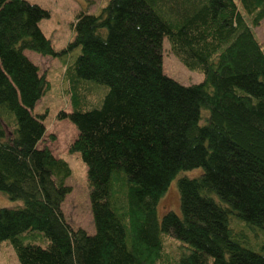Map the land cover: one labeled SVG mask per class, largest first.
I'll list each match as a JSON object with an SVG mask.
<instances>
[{
    "label": "trees",
    "instance_id": "16d2710c",
    "mask_svg": "<svg viewBox=\"0 0 264 264\" xmlns=\"http://www.w3.org/2000/svg\"><path fill=\"white\" fill-rule=\"evenodd\" d=\"M47 17L0 0V193L22 203L0 208V243L19 264H264V45L250 26L264 0H108L77 15L72 110L57 118L77 130L69 152L86 166L92 235L64 217L71 171L39 147L45 126L32 114L47 83L24 52L58 56L39 27ZM164 38L201 83L163 73ZM79 80L107 88L99 108H85ZM199 169L177 179L180 215L159 221L169 183ZM162 235L188 252L172 259Z\"/></svg>",
    "mask_w": 264,
    "mask_h": 264
},
{
    "label": "rangeland",
    "instance_id": "374dc122",
    "mask_svg": "<svg viewBox=\"0 0 264 264\" xmlns=\"http://www.w3.org/2000/svg\"><path fill=\"white\" fill-rule=\"evenodd\" d=\"M42 8L48 17L40 21L39 27L45 37L51 42L58 56H42L35 52L25 51V56L39 68V73L44 76L47 90L36 102L32 114L43 117L45 135L39 147H46L56 157L65 160L70 168L71 175L66 179L65 185L70 187V193L61 205L66 221L72 228H80L87 234H94L91 207L89 202V188L86 177V166L79 156L69 152L70 145L76 139L77 130L68 119H58L60 112H71V86L65 76V70L71 65L79 54V49L67 50L74 40L73 25L78 14L100 13L108 0H25ZM256 38L264 45V20L258 26L250 25ZM162 71L169 78L179 84L188 86L203 81L199 72L186 69L179 59L174 56L166 38L162 42ZM76 90L85 95L86 109L99 108L107 92V88L90 81L79 80ZM201 170L181 172L173 179L166 192L159 200L157 216L160 221L166 212L180 215V201L177 190V179L183 176L193 178ZM20 201H11L0 193V208H14L21 206ZM255 230V229H254ZM262 233V232H261ZM247 240V241H246ZM244 245L259 252L256 244L250 246L246 237ZM164 252L174 260L188 252V246L166 235H162ZM263 241V239L261 240ZM41 246L46 245V240L41 237L34 241ZM261 243V242H260ZM259 243V244H260ZM176 257V258H174ZM0 264H19L14 249L9 240L0 243Z\"/></svg>",
    "mask_w": 264,
    "mask_h": 264
}]
</instances>
